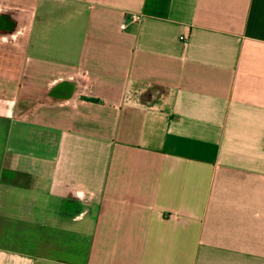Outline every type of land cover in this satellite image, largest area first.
<instances>
[{
	"label": "crops",
	"instance_id": "obj_1",
	"mask_svg": "<svg viewBox=\"0 0 264 264\" xmlns=\"http://www.w3.org/2000/svg\"><path fill=\"white\" fill-rule=\"evenodd\" d=\"M0 264H264V0H0Z\"/></svg>",
	"mask_w": 264,
	"mask_h": 264
},
{
	"label": "built area",
	"instance_id": "obj_2",
	"mask_svg": "<svg viewBox=\"0 0 264 264\" xmlns=\"http://www.w3.org/2000/svg\"><path fill=\"white\" fill-rule=\"evenodd\" d=\"M139 16L138 15H135V18L137 19Z\"/></svg>",
	"mask_w": 264,
	"mask_h": 264
}]
</instances>
